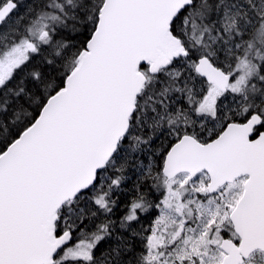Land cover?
I'll return each instance as SVG.
<instances>
[{
    "label": "snow or ice",
    "instance_id": "1",
    "mask_svg": "<svg viewBox=\"0 0 264 264\" xmlns=\"http://www.w3.org/2000/svg\"><path fill=\"white\" fill-rule=\"evenodd\" d=\"M0 264H264V0H0Z\"/></svg>",
    "mask_w": 264,
    "mask_h": 264
},
{
    "label": "flooded vegetation",
    "instance_id": "2",
    "mask_svg": "<svg viewBox=\"0 0 264 264\" xmlns=\"http://www.w3.org/2000/svg\"><path fill=\"white\" fill-rule=\"evenodd\" d=\"M119 215H122V213L121 214H117V216H119ZM151 218H152L151 216H149V217H142L141 218V223L147 225L148 223H150Z\"/></svg>",
    "mask_w": 264,
    "mask_h": 264
},
{
    "label": "trees",
    "instance_id": "3",
    "mask_svg": "<svg viewBox=\"0 0 264 264\" xmlns=\"http://www.w3.org/2000/svg\"><path fill=\"white\" fill-rule=\"evenodd\" d=\"M126 200L125 196H121V203H123ZM122 212H120L119 209H117V214H121ZM123 214V213H122Z\"/></svg>",
    "mask_w": 264,
    "mask_h": 264
}]
</instances>
